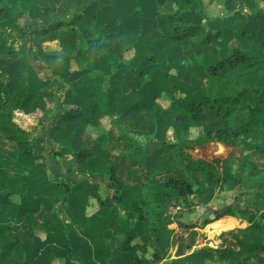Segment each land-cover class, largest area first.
Masks as SVG:
<instances>
[{"label": "trees", "instance_id": "16d2710c", "mask_svg": "<svg viewBox=\"0 0 264 264\" xmlns=\"http://www.w3.org/2000/svg\"><path fill=\"white\" fill-rule=\"evenodd\" d=\"M149 1L145 11H127L118 8V0H95L84 3L65 20L51 18L55 5L49 0H0V61L18 54L17 42L22 46V55L27 56L33 43L57 40L60 52L43 58L57 62L51 67L52 73L64 82L60 93L37 90L39 78L35 71L24 70L23 81L14 83L8 73L13 63L9 61L7 69L0 68V137L13 143V157L20 164L12 175L0 169L1 211L13 206L18 213L31 216L26 230L30 247L45 244L46 235L54 241L46 245L37 264H164L168 239L165 230L170 219L186 230L187 236L186 241L181 240L184 254L167 264H195L198 260L203 264H246L228 247H196L195 240L198 235L205 237L203 227L223 217L232 223L237 219L229 217L248 220L249 206L253 205L262 208L253 214L255 229L239 232L253 235L257 242L252 249L261 254L247 264H264V172H247L240 165L246 158L264 157V6L259 4L264 0H246L250 13L260 12L258 22L250 15L232 21L242 13L243 4L238 0H223L221 14H208L206 0ZM187 15L199 21L188 22ZM132 20L135 26L123 34L121 26ZM217 20L219 25L212 30ZM85 21L87 28L82 32L79 25ZM99 36L105 39V46L96 45ZM232 41L237 45H231ZM128 52L133 56L142 54L143 62L148 64L139 70L141 79L135 88L130 80L134 74L125 58ZM174 56L186 73L184 85L178 74L153 62L161 58L170 63ZM72 73L84 80L77 92H71L66 83ZM124 95L129 99H121ZM55 97V115L66 132L60 148L52 149L50 156L56 160L74 159L80 167L78 172L87 177L83 182L65 180L64 173H51L47 156L34 152L32 131L15 121L16 112L47 113V104ZM141 112L144 124L154 129L165 122L174 129L183 128L184 137L152 147L156 153H144V147L143 153H137L131 133L123 131V118ZM104 120L108 125L104 126ZM113 126L117 135L113 134ZM193 130L197 132L192 136ZM83 135L87 139L93 136L94 142L103 140L99 149L117 137L126 142L125 153L117 156L116 164L108 163L100 153L90 152ZM211 141L237 153L207 159L194 158L189 152ZM125 158L136 166L128 173L132 185L119 172L118 165ZM84 167L90 172L105 167L109 184L102 188ZM140 168L144 169V178ZM34 170L43 172L33 177L30 173ZM21 182L34 185L42 196L40 204L35 206L27 200L25 191L13 187ZM236 186L253 188L247 205L241 204L242 191L218 208L208 205L213 192ZM51 192L56 194L55 200L69 201L70 216H77L71 222L57 220L48 230L34 218H51ZM74 195L94 199L105 206V213L86 217L84 205L72 202ZM194 199L205 212L212 213L202 224L181 220L182 212ZM109 224L116 227V233H98ZM19 242L0 224V264H29L25 245L19 246L16 260L8 259L9 247Z\"/></svg>", "mask_w": 264, "mask_h": 264}, {"label": "rangeland", "instance_id": "374dc122", "mask_svg": "<svg viewBox=\"0 0 264 264\" xmlns=\"http://www.w3.org/2000/svg\"><path fill=\"white\" fill-rule=\"evenodd\" d=\"M51 3L55 5V9L53 10L51 14L52 19H65L68 20L71 17V14L74 11H77L81 8V6L85 4H92L95 0H49ZM222 1L223 0H213L212 2L205 1V10L208 14H221L223 12L222 8ZM239 3L243 4V8L241 9L242 13L236 17L232 18V21L235 22L238 18L245 17L247 15H250L251 18L254 20V22H258L260 20V12H257L256 14L250 13L248 7L250 5L246 2V0H238ZM151 2L149 0H118L117 6L118 8L126 9L127 11L131 10H139V11H145L147 4H150ZM145 4V5H144ZM260 5L264 6V3L260 2ZM143 5V6H142ZM186 20L188 22H198L199 18L194 15H187ZM220 20H217L215 24L211 25V29L215 30L219 25ZM136 21L132 20L130 22H126L121 26V31L124 32L127 29H131L135 26ZM79 28L82 32L87 28L86 21L84 23H81L79 25ZM125 34V32L123 33ZM105 44V39L99 36L96 41V45L98 47H101ZM231 45L236 46L237 43L232 41L230 43ZM15 47L18 50V54H16L13 58L5 59L3 61H0V68H8L9 61L12 64V67L8 69L9 77L14 78V83H19L20 81H23L22 73L24 70L30 69L36 72L37 77L39 78L38 86L36 87L37 90H44L48 89L51 92L60 93L61 90L64 87V82L58 80L56 76L52 73L51 67L55 64L51 62H47L44 60L43 56L45 55H56L60 52V47L57 42V40L52 41H44L40 43H33L31 45V50L29 51L27 56L22 55V46L19 42L15 43ZM125 58L127 60V65L129 68L130 73L134 74V77H132L130 80H132L133 86H137L139 84V81L141 77H138V72L140 69H146L147 65L145 62H143V55L138 54L137 56H133L132 52H128L125 55ZM156 62L158 66L162 69L165 68L167 71L173 74H178L180 78V82L182 85L185 83V77L186 73L180 70L178 67V61L177 56H174L173 61L170 63L164 62L163 59H154L153 62ZM104 64L103 62H101ZM4 68V69H5ZM180 70V71H179ZM60 75L64 76L63 71H60ZM67 85L70 86L71 92H77L78 86H83L84 80L80 78V76L77 73H72L68 78H66ZM159 80L160 78L157 77ZM124 99L128 100L129 96L124 95ZM117 102L119 100L117 99ZM47 107H49V111L47 113H43L42 111H36L33 114H19L21 112H18L17 115L15 113V121L19 123L21 126L29 129L32 131L33 134V140L35 143L34 152L36 154L38 153H44L47 156V160L49 163V169L50 171H53L56 174L64 173L63 178L67 180L72 181H79L83 182L87 180V177L85 175H82L78 172V165L72 158H65V159H57L54 160L50 156V152L52 149H55L58 147V145L61 143V139L66 132V128L61 125L60 119L56 117L55 112L58 107V99L55 97L52 99L50 103L47 104ZM144 117V112H141L140 114H130L123 118L124 123V130L131 133L134 147L133 150L137 153H156V151L152 150V147H156L159 144H161L164 141L167 140H177L180 141L184 135L185 131L183 128L174 129L172 127H169L165 125V122H161L157 127L153 129L148 123L144 124L143 120L141 119ZM104 126L108 125V121H103ZM210 123L212 124V121L210 120ZM114 135H117L118 130L115 128V126L112 127ZM195 131L193 130L191 132V135L193 136L195 134ZM82 136V134H81ZM91 137L89 136V139H87L83 135V139H87L86 145H88V148L91 149L90 152H97V153H106L105 155L108 156L109 153L111 154V161L117 160V155H114L115 153H119L118 157L120 156V153L126 150V142L124 140H121L117 137H114L116 139L111 140L104 146L102 149H99L98 147L101 146V143H103V140H96V142L92 141ZM100 143V145L98 144ZM84 144V142H82ZM105 145V144H104ZM144 147V151L142 152L141 148ZM99 149V150H98ZM107 149V150H106ZM124 149V150H123ZM233 151L234 153H237L236 149L233 150L231 147H227L223 145L222 143L211 141L205 143L203 146L195 147L194 149L189 150V152L192 154L194 158H207L210 159L212 157H227L229 153ZM165 153V152H164ZM0 156L3 161H1V165H9L7 162H14L13 157V143L5 138L0 137ZM115 158V159H114ZM127 159L125 158L124 161ZM157 157H154V160L156 162ZM134 164V163H133ZM135 165V164H134ZM241 167H243L244 170L251 171L255 174H259L261 172H264V157L262 156H253L249 157L243 160L241 162ZM127 166H131L128 164ZM127 166H123L127 169ZM10 171L14 170V164H10ZM123 173H125V170L123 168ZM100 185L102 188H105L108 185V180L106 177L98 176ZM1 180V178H0ZM242 191L245 194L241 197V204L242 206L247 205L249 203L250 196L248 193L250 191H253V188L250 187H240L236 186L232 189H227L221 192H213L210 196V200L208 202V205L212 208H218L222 206L224 203L229 202L236 192ZM91 203L88 207V213H90L93 210H96L98 208V203L94 199H90ZM195 199L193 200V202ZM56 210V216L58 219H67V216L65 215L64 207L61 202H59L57 205ZM262 210L260 207H256L253 205L249 206L248 211V220H243L241 218H233L237 219L236 221H233V223L230 220H226V217H223L219 220L218 223L211 224L205 226L202 228V232L205 233V237H202L200 235L197 236L195 240V246H206V247H213V248H219V247H228L229 249H232L236 251L242 258L243 262L251 263L254 259L261 256L260 253L255 252L252 248L253 245L257 242V240L253 237V235L246 236L239 232V229H255V223L256 221H252L253 214L259 213ZM184 214H181V220L185 222H197L199 224H202V221L205 217H209L212 215L211 212H205V210L200 207L197 204H194V206H191L190 208L186 209ZM218 221V220H217ZM5 223L9 224V229L13 232H16L19 234L21 238L27 237V223L25 221L22 222H13L10 219H5ZM18 223V224H15ZM168 239L165 242V256L163 259V263L167 264L169 260L175 256H179L184 254L185 248L184 246H181V240L186 241L187 231L183 230V228L179 227L176 222H173L171 219L168 222V225L166 227ZM246 241L245 243H240L239 241ZM45 241H48L45 239ZM194 246V247H195ZM192 247V249L194 248ZM58 250H61V247L57 246ZM31 264H37L38 258L41 257L39 254L31 255ZM206 263L209 264H225V263H219L216 261H206ZM120 264V263H116ZM195 264H203L199 260L198 262H195Z\"/></svg>", "mask_w": 264, "mask_h": 264}, {"label": "crops", "instance_id": "0c3cea01", "mask_svg": "<svg viewBox=\"0 0 264 264\" xmlns=\"http://www.w3.org/2000/svg\"><path fill=\"white\" fill-rule=\"evenodd\" d=\"M133 87L135 88V86H133ZM121 99H124V96H121ZM17 113L18 112H16V114ZM19 114H24V113L21 112ZM19 114H17V115H19ZM113 134H114V132H113ZM62 142L63 141L61 139V143L58 145L57 148H60ZM57 148H55V149H57ZM105 154L106 153H100V155L103 158H105L108 163H111V164H116L117 163V160L111 161V157H112L111 154L112 153H109L108 156H106ZM118 154L119 153H115L114 155H117L118 156ZM13 159H14V162L13 163L12 162L11 163L10 162H7L9 165H6V164L5 165H2V166H0V169L1 168H5V169H7L9 171V174L10 175L14 174L15 171L20 168V164L16 160V158H13ZM54 160H56V159H54ZM10 164H12V165L14 164V170L13 171H10V169H9L10 168ZM128 164H130L131 166H127ZM0 165H1V163H0ZM123 166H127V169L125 167H123ZM118 167H119V172L122 173V177L125 179V182H128L129 185H132L133 182L128 177V175H129L128 173L129 172H132L133 169L136 166L132 162L126 160V161H123L121 164H119ZM123 168H124L126 174L123 173ZM48 170L50 171L49 164H48ZM79 170H80V167L78 166V171ZM83 170L86 173H88V175L93 176L96 179L98 178V176H102V177H106V179L108 180V178H107L108 171H107V169L105 167H102L101 169H99L96 172H90L85 167L83 168ZM41 172H43V171L34 170V171H32L30 173V175L34 177V176H37ZM50 172L51 173H54L53 171H50ZM139 172H140L141 176L144 178L145 177L144 169L143 168H140L139 169ZM54 174H56V173H54ZM65 180H67V179H65ZM97 181L99 182V179H97ZM13 187L14 188H17L20 191H25L27 193V200L30 201V202H32V203H34L35 206L38 205V204H40V202L42 200V196L40 195L39 191H37L34 188V185H30L27 182H21V183H18L17 185H13ZM55 196H56V194L54 192H51L50 197H51V199H53V208H54V212L52 213L51 218L50 219H46V220L45 219H42L41 217H38V216H35V218H34L35 221L38 224H40L41 226L45 227L48 230H51L53 228V224L57 220H62L64 222H71L77 216V215L76 216H73V217L70 216V210L71 209H70V207L68 205V202L69 201L67 202V201H64L63 199H56L55 200ZM72 198L73 199H71V200H72V202L74 204H76L78 206L84 205V208H85V216L86 217L90 216L93 213L94 214H104L105 213V206L99 205V204H97L98 205V208L96 210H93L90 213H88V207H89V204L91 203V201H90L91 198H89V199H82V198L77 197L76 195H74ZM2 202H3V197L0 196V218H1V223L0 224L4 228H6V230L8 232H10L12 235L17 236L19 238V241H20L19 243L13 244L12 246L9 247V249H8L9 250L8 259L16 260L17 259V250H18L19 246L25 245V246H27L28 261H29V264H31V257H32L31 255H35V254H38L39 255L40 254L41 257H42L43 252L45 251L46 245H53L54 244V241L50 238L49 235H46L45 238L48 241H46L45 244H39V245H35L33 247H30V245L28 244V241H27L29 239V235L27 234V237L21 238L18 233L13 232V231H11L9 229V224L5 223V219H10L13 222H22V221H25L27 223V229H28L29 228V225H30V221L32 219L31 216L30 215H22V214L18 213L17 209L14 208L13 206L10 207V209L8 211H6V212L3 213L1 211ZM59 202H61L62 205H63V207H64V211H65V215L67 216V219H63V218L58 219L57 216H56V210H57V208H56L57 206L56 205ZM194 204H195V201L194 202L192 201L191 202V206H194ZM182 213L184 214L185 212H182ZM229 218H231V217H229ZM173 222H175V221H173ZM15 224H18V223H15ZM98 233L104 234V235L113 234V233H116V227H114L113 224H109L107 226L101 227L99 229ZM166 233H167V231H166ZM78 234H79L80 237H83L84 236V233H82V232H78ZM40 258H38L37 260H39Z\"/></svg>", "mask_w": 264, "mask_h": 264}]
</instances>
